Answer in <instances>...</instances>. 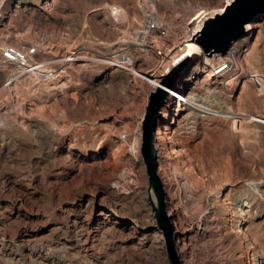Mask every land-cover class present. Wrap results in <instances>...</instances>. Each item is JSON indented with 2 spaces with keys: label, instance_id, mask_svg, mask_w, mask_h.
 Wrapping results in <instances>:
<instances>
[{
  "label": "rangeland",
  "instance_id": "1",
  "mask_svg": "<svg viewBox=\"0 0 264 264\" xmlns=\"http://www.w3.org/2000/svg\"><path fill=\"white\" fill-rule=\"evenodd\" d=\"M227 1L0 0V264H170L141 153L153 89L142 75L161 60L142 51L140 30L148 13L177 30ZM254 23L262 27L238 61L242 92L199 80L200 117L179 121L178 109L164 122L160 111L158 174L182 264H264V124L252 118L264 113V15ZM7 44H37L40 58L63 59L64 73L15 76ZM118 49L144 72L102 63Z\"/></svg>",
  "mask_w": 264,
  "mask_h": 264
},
{
  "label": "built area",
  "instance_id": "2",
  "mask_svg": "<svg viewBox=\"0 0 264 264\" xmlns=\"http://www.w3.org/2000/svg\"><path fill=\"white\" fill-rule=\"evenodd\" d=\"M42 2L45 5H49L51 3V0H42ZM212 11L213 10L207 11L201 16L196 14L190 20L184 22V25L180 26L177 30H175L176 26L174 25H171L169 27L156 22L153 13L146 14L144 24L141 26L140 30L142 40L144 41L141 46L146 47L149 51H152L161 60L159 68L151 69L153 72H155V81L152 82L146 79L153 87V89L149 92L148 97H150V95L153 92H156L158 89H163L168 93V95L165 94L166 107L169 105L175 109H178L185 103L186 98L192 94V91L195 89V85L199 80H201L202 82L205 81L207 84L211 85H218L219 82L223 81L222 79L224 78L220 76L221 74H218V76H214L213 79L206 78L207 74H204V72L209 66L210 61H206L205 58L207 57L211 61H214L216 55L214 54L212 56H209L208 54H205L201 49V52L199 54L190 56L189 58H185L186 61L184 62L183 67L185 71L188 69V72H186L187 74H185L184 72L178 73V76L180 78L174 81L176 85V93L165 87L168 85L163 84V81L165 79H168L174 68L177 67L174 65L173 57L177 59L179 58V54L177 53V50H175V48L177 46H181V53L187 54L188 50L186 52L185 50L188 49L189 41L196 39L203 29L205 22L210 18L215 17L218 13H213ZM154 35H157L156 38L154 37ZM153 42H157L160 47H155ZM230 48L225 56L221 55L224 58H221L219 61V63L222 62V64L220 65L222 66L220 70L226 68L225 72H230L229 70L231 69L230 66L232 64V58L230 54ZM166 50L168 51L167 55L165 53ZM40 54L41 50L39 49L37 44L31 46H27L24 44H7L3 49L2 59L5 64L18 67L19 71L15 76L33 75L37 80L41 82H48L58 79L64 73V69L61 66L63 59H42L39 57ZM73 55L74 54H71V56L67 58V63H69V65L73 64L77 59V57ZM101 61L103 64L108 65L112 68L116 67L129 69L130 62L133 61V59L130 58V56H127L121 49H118L110 52L107 56L103 57ZM215 64H217V61L216 63L214 61V64H212V67L210 69H215V67H213L215 66ZM237 67L241 68L240 65ZM199 73H202L201 77H199ZM181 75L184 76L181 77ZM250 77L256 85L257 90L259 92H262L263 83L260 79V76L257 74H252ZM184 78L190 79V81L185 82L183 81ZM9 79L10 80L6 82L7 86L12 84L11 78Z\"/></svg>",
  "mask_w": 264,
  "mask_h": 264
},
{
  "label": "water",
  "instance_id": "3",
  "mask_svg": "<svg viewBox=\"0 0 264 264\" xmlns=\"http://www.w3.org/2000/svg\"><path fill=\"white\" fill-rule=\"evenodd\" d=\"M264 15V0H234L225 8L223 14L207 20L197 36V43L202 51L209 56L213 54L224 56L234 42L245 36V26L254 22L258 16ZM179 66L175 67L163 84L171 86L178 77ZM166 105V95L158 89L150 95L145 118L143 121V135L141 153L146 165L150 184L153 188L158 206H154L156 218L164 233L168 259L170 264H181L175 248L173 227L165 210L164 189L158 176V158L155 148V132L161 109Z\"/></svg>",
  "mask_w": 264,
  "mask_h": 264
},
{
  "label": "bare ground",
  "instance_id": "4",
  "mask_svg": "<svg viewBox=\"0 0 264 264\" xmlns=\"http://www.w3.org/2000/svg\"><path fill=\"white\" fill-rule=\"evenodd\" d=\"M233 0H228L227 2V6H229V4L232 2ZM226 7V6H225ZM219 8V9H215L213 10L212 12L215 13V12H218L216 15L218 14H223L224 13V8ZM218 8V7H217ZM176 12V11H175ZM205 12H207L206 10H198V15H203ZM179 15V13H176ZM214 18V17H213ZM211 19V18H210ZM262 27L261 24L259 23H249L245 26V36L239 40H237L236 42H234L230 48V51H231V66H230V72H225V69H221L222 66H219L215 69H209L208 71H205L204 74H207L206 75V78L207 79H213L214 76H218V74H221L220 76H222L224 79H222L223 81L222 82H219V84H223L225 85L226 87V90H228L229 92H231V96H233V94L235 93L236 90H239V92H242L244 87H245V81H246V75L244 73V70L242 68H239L237 66H239V62H240V57L241 55H243L244 51L241 50V47L243 44H245V42L247 41V39L251 38L255 32L257 30H260ZM197 41V38L196 39H193L191 41H189V44H188V49L185 50V52L188 50V53L187 54H183L181 53L180 51V47L181 46H177L175 48V50H177V53L179 54V58H175L173 57V60H174V65L175 66H180L182 64H184V62L186 61L185 58H189L190 56H194L196 54H199L201 52V47L196 43ZM153 44L155 45V47H160V45L157 43V42H153ZM145 49H147L146 47H143L142 48V51H146ZM247 52V51H245ZM166 55L168 53V51L166 50ZM181 53V54H180ZM183 54V55H182ZM182 55V56H180ZM246 54H244L245 56ZM206 61H211L210 59H208L207 57L205 58ZM217 61V60H216ZM239 61V62H238ZM181 62V63H180ZM238 62V63H237ZM237 63V65H236ZM241 63V62H240ZM217 64H219V61H217ZM114 69H117V70H121V71H124L126 72L128 75L131 74V71L135 70V72H139V73H143L145 68H144V64L140 61V60H134L130 62V67L129 69H123V68H116L114 67ZM139 71H138V70ZM220 70V71H218ZM115 71V70H114ZM118 72V71H117ZM120 72V71H119ZM186 72H188V69L186 70ZM185 70H184V73H186ZM155 72H153L151 69L148 70L147 72L145 71L142 75L143 78L149 80V81H152L154 82V77H155ZM133 74V73H132ZM249 79V78H248ZM245 80V81H244ZM183 81L185 82H189L190 79H187V78H184ZM244 82V84H243ZM242 84V85H241ZM241 85V86H240ZM166 88H168L169 90L173 91L176 93V90H175V83H173L171 86H165ZM165 94L168 95V93L161 89ZM200 100V98H199ZM200 104V103H199ZM199 104L197 105V99L195 97V95L191 94L189 95L187 98H186V101L185 103L182 105V107L178 108L180 109L179 111L181 113H183L184 111L186 113H184V115L182 116L181 120L179 119V121H184V122H188L190 119H191V116L193 113H196L198 115V117L201 116V114L203 113V109H202V106ZM178 109H175L173 108L172 106H167L166 110L164 111V122H168V121H171V120H174L175 119V114L177 113V110ZM205 109V108H204ZM264 114V113H263ZM257 115V116H253L252 118H254L253 120L255 122H258L260 124H264V115ZM208 116V115H207ZM236 117H240L239 115H236ZM195 119V117L193 118ZM236 119V118H235ZM251 121V120H250ZM190 122V121H189ZM193 122V121H192ZM195 122V121H194ZM235 123L239 124V123H242V120L239 119H236L234 120ZM180 123V122H179ZM189 124V123H188ZM181 125V124H180ZM188 126V125H187ZM240 126V125H239ZM134 155V154H133ZM140 172V171H138ZM159 176V174H158ZM160 178V176H159ZM161 180V178H160ZM163 185V183H162ZM165 185V184H164ZM169 185V184H168ZM172 185V184H171ZM163 189H164V199L166 200V191H165V188L163 186ZM170 189V188H169ZM169 194V192H168ZM171 213H169V218L171 219ZM173 220V219H172ZM171 220V221H172ZM98 224V223H97ZM95 227V226H94ZM88 229V228H87ZM95 233V232H94ZM89 235V234H88ZM154 236L158 237V234H153ZM160 236V235H159ZM88 238V237H87ZM95 238V237H93ZM182 238V237H181ZM178 240V236L176 238ZM181 261V260H180ZM182 264V263H181ZM260 264V263H259Z\"/></svg>",
  "mask_w": 264,
  "mask_h": 264
}]
</instances>
